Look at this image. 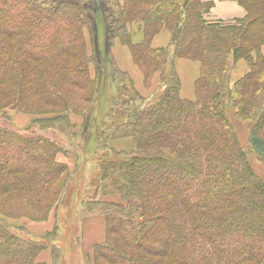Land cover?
Here are the masks:
<instances>
[{
	"label": "trees",
	"instance_id": "16d2710c",
	"mask_svg": "<svg viewBox=\"0 0 264 264\" xmlns=\"http://www.w3.org/2000/svg\"><path fill=\"white\" fill-rule=\"evenodd\" d=\"M217 2L238 3L246 15L211 21ZM165 29L173 59L153 46ZM118 39L147 85L160 73L164 89L153 100L119 68ZM263 47L264 0H0V111L43 116V128L70 138L80 135L73 117L84 118L85 131L97 126L93 183L101 196L87 206L104 217L106 236L93 264H264V181L228 116L252 126L251 149L264 159ZM178 58L200 63L195 100L181 97ZM240 60L249 70L232 89ZM100 64L111 67L121 107L98 124ZM120 138L132 139L130 151L109 146ZM65 152L48 137L0 127L4 215L49 218L69 182L58 158ZM55 233L25 238L0 222V264H45L38 257L48 249L63 264Z\"/></svg>",
	"mask_w": 264,
	"mask_h": 264
},
{
	"label": "rangeland",
	"instance_id": "374dc122",
	"mask_svg": "<svg viewBox=\"0 0 264 264\" xmlns=\"http://www.w3.org/2000/svg\"><path fill=\"white\" fill-rule=\"evenodd\" d=\"M217 3L221 4L219 2ZM238 6L240 5L238 4ZM240 8L244 10L242 6H240ZM212 13L208 16V19L211 21L222 20L224 22H233L236 19H240H215L213 18ZM99 32L101 41L103 42V25H100ZM131 32L132 37H134L133 42L137 43L142 40L143 34L140 30L139 24H134L131 27ZM164 47L170 49L171 59H173V48L171 46V42L167 45H164ZM124 48L128 50V47ZM113 52H115V49L113 50ZM262 52L264 54V49ZM197 65L199 64L197 63ZM100 68L101 81H103L101 90L103 102L101 107L95 105L92 111V117L98 116V124L101 121H104L103 117H105L107 113L111 112L112 108L116 107L115 111H117V108L121 107V104L118 101L120 95L118 94L117 87L119 85L118 82H115L113 79V73L110 65L100 64ZM134 69L137 72V75H139V81L138 79H134V77H132V79L135 80L134 84L138 85H135V87L142 95V92L138 87H142L143 85V76L135 65ZM121 70L126 73H130L126 70ZM248 70L249 67L245 60H240L237 62L232 71L230 79V87L232 89L234 88L235 83L239 79H241L248 72ZM198 72L200 74V66ZM92 75L94 77L97 76L96 64L92 65ZM185 86L186 92L184 93V95H182V98L185 99L188 94L192 93V99L186 100H195L196 96L194 87L192 88L190 84H188V82L185 83ZM163 89L157 94L159 95L163 91ZM157 94H155V96L151 99L153 100L155 97H157ZM144 104L145 103H143L142 105ZM228 116L234 129L237 131L241 139L242 146L249 153L250 162L254 171L264 181V159L260 156L259 153L251 149V141H249L252 126L250 124L237 121L234 113L231 111L228 112ZM41 117L43 116L31 115L25 111L7 109L4 112L0 111V127L8 128L12 131L27 136H45L63 146L66 152L61 153L58 158L60 162L66 163L69 167V182L64 189L62 203L59 207L54 208L47 220L36 221L27 216H20V218L18 219H13L4 215V210H0V222H2L3 225L12 228V230H14L18 235L25 238L37 237V239H43L48 233H53L55 231L56 235L53 238L56 241V246H58L61 250V254L59 257H61L62 261H64L63 264H93L92 258L95 245L101 244L105 241V237L101 241L97 239L98 234L94 232V229L101 226L105 221L103 220L104 217L94 215L93 213L96 212L89 210V206H87V204L91 203L92 200L100 199L101 196L100 191H98L100 193H97L96 195V187L93 183L98 172V167L95 159V152L97 153V151H95L97 126H94L92 129H88L87 131H85L84 118L73 117V122L76 124L78 129L77 131L80 132V135L77 138H70L68 132H66L65 129L63 130V128L62 130H56V128L59 127H52L54 125H51L49 123H42L44 126L50 125L48 128H43L38 121ZM69 134L70 136L72 135V133ZM109 146L113 149L127 152L132 149L133 142L130 138H120L110 140Z\"/></svg>",
	"mask_w": 264,
	"mask_h": 264
},
{
	"label": "crops",
	"instance_id": "0c3cea01",
	"mask_svg": "<svg viewBox=\"0 0 264 264\" xmlns=\"http://www.w3.org/2000/svg\"><path fill=\"white\" fill-rule=\"evenodd\" d=\"M108 1L122 3L124 0H108ZM245 15H246L245 11L242 8H240V6H238V4L235 2H222L221 4H218V6L213 10V13H212L213 18L223 19V20L224 19L229 20V19H235V18H243ZM131 27H130V30H131ZM133 38H132V40H133ZM142 40H143V36H142ZM171 40H172L171 32L165 29L162 32H160L158 35L155 36V38L153 40V46L155 48H167V47H164V45L169 44L171 42ZM114 45H115L114 46L115 52H113V53H114V57L117 61L118 66L121 69L130 72L131 74L130 73L129 74L132 75L131 77H134V79H138V81H139V75H137V72L134 69V65L137 67V69L142 74L143 85H142V87H138L140 89V91L142 92V96H144L146 99H151L155 94L159 93L163 89V85H162V82L160 79V73H157L153 77L150 85H147L143 72L134 63L130 49L128 48V50H126L124 47H127V46L123 45L119 39L115 41ZM263 49H264V47H263ZM191 62H194V63H191ZM197 63L199 65H197ZM199 66H200V63L196 62V61L182 59V58L181 59L178 58L176 60V67H177V71H178V74L180 76L181 84H182L181 97L186 92V86H185L186 82H188V84H190V86L192 88L194 87V89H195V83L200 76V74L198 72ZM200 70H201V66H200ZM133 73H136V74H133ZM134 79H133V81L135 83ZM135 85H137V84H135ZM192 92H193V90H192ZM187 97H190V98H187ZM192 97H193V95H192V93H190V94H188V96H186L185 99H192ZM104 222L102 223L101 226L94 229V232L96 234H98L97 239H99L100 241L103 240V238L106 236V226H105ZM52 257H53L52 252H51V250L48 249L39 255L38 261L45 263V264H54Z\"/></svg>",
	"mask_w": 264,
	"mask_h": 264
}]
</instances>
